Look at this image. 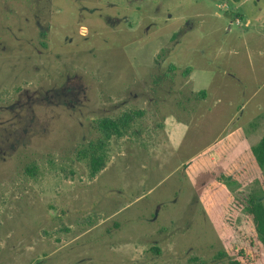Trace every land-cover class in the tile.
<instances>
[{"label": "rangeland", "instance_id": "374dc122", "mask_svg": "<svg viewBox=\"0 0 264 264\" xmlns=\"http://www.w3.org/2000/svg\"><path fill=\"white\" fill-rule=\"evenodd\" d=\"M263 135L264 0H0V264H228Z\"/></svg>", "mask_w": 264, "mask_h": 264}, {"label": "trees", "instance_id": "16d2710c", "mask_svg": "<svg viewBox=\"0 0 264 264\" xmlns=\"http://www.w3.org/2000/svg\"><path fill=\"white\" fill-rule=\"evenodd\" d=\"M241 15L237 16L240 17ZM242 17V16H241ZM43 35V34H42ZM44 37H46L44 35ZM46 46V43L43 44ZM188 73V71L186 72ZM205 97V92H201ZM101 128L109 137L113 132L119 133L118 123L112 120L101 122ZM95 153L94 147H92ZM252 156L258 168L263 171L264 179V135L251 148ZM94 155V154H93ZM91 155V164L94 172H99L105 165L101 156ZM264 195L250 198L246 207V216L243 228L239 229V239L235 245L224 254L228 264H264Z\"/></svg>", "mask_w": 264, "mask_h": 264}, {"label": "crops", "instance_id": "0c3cea01", "mask_svg": "<svg viewBox=\"0 0 264 264\" xmlns=\"http://www.w3.org/2000/svg\"><path fill=\"white\" fill-rule=\"evenodd\" d=\"M165 130L167 131L169 142L174 146L175 149H177L176 147L179 143H183L187 135L186 126L183 123L177 122L173 117L167 118L165 122Z\"/></svg>", "mask_w": 264, "mask_h": 264}]
</instances>
